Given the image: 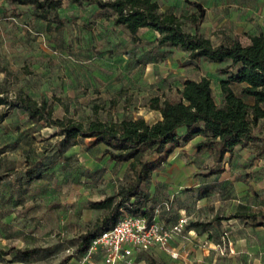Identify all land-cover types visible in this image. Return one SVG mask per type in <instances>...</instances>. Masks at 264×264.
Returning a JSON list of instances; mask_svg holds the SVG:
<instances>
[{
  "label": "rangeland",
  "instance_id": "rangeland-1",
  "mask_svg": "<svg viewBox=\"0 0 264 264\" xmlns=\"http://www.w3.org/2000/svg\"><path fill=\"white\" fill-rule=\"evenodd\" d=\"M156 1L183 26L205 19L211 34L224 40L235 35L246 44L250 35H264V0ZM192 1L201 4L202 16ZM57 10L62 26L48 30L32 6L0 0V92L11 101L0 106V247H13L0 255V264H77L80 235L108 212L92 203L116 195L131 175L126 162L103 154V144L33 123L15 99L45 101L53 118L87 124L123 116L153 122L159 114L149 107L151 97L178 98L184 56L158 43L157 30L141 27L132 36L94 0H62ZM216 84L212 94L220 103ZM197 138L176 146L145 184L147 216L156 214L170 226L182 212L188 224L166 247L136 251L135 264L149 258L156 264H264L261 218L231 217L264 212V152L254 143L235 146L214 164ZM188 228L204 237L181 243ZM94 264H104L100 255Z\"/></svg>",
  "mask_w": 264,
  "mask_h": 264
},
{
  "label": "trees",
  "instance_id": "trees-1",
  "mask_svg": "<svg viewBox=\"0 0 264 264\" xmlns=\"http://www.w3.org/2000/svg\"><path fill=\"white\" fill-rule=\"evenodd\" d=\"M62 0H11L12 3L32 6L38 16L45 20L46 28L59 29L62 18L58 8ZM81 2L83 0H72ZM100 8H107L114 14V23L122 24L132 36L140 27H149L159 32L158 43L177 46L188 52V57H205L210 61L227 60V77L220 82L223 98L214 100L210 80L185 79L177 100L160 99L153 96L149 107L159 112L153 122L143 117H126L106 121L92 119L87 124L74 119L53 118L45 101L29 96H20L17 102L33 123L54 125L66 138H93L104 146L103 154L117 162H126L131 172L126 185L120 187L116 195H107L93 202L96 208H106L108 212L88 230L80 235L76 247L83 253L92 237L111 226L120 213V208L130 205L134 212L148 215L145 211L149 194L144 185L151 173L181 142H187L198 133L203 139L196 146L208 150L213 155L214 164H219L225 153L233 152L235 146L256 144L259 153L264 152V35L252 34L249 42L243 44L238 36L213 44L208 37L197 31L184 30L180 16L169 10H160L156 0H94ZM198 8L199 16L203 7L199 2H191ZM195 19V17H192ZM224 69V70H225ZM240 83L239 94L233 92L229 84ZM247 99V100H246ZM10 100L0 92V106L10 104ZM14 104V103H13ZM5 111H0V120ZM258 131L255 132V128ZM184 128L180 135L178 130ZM117 199L115 200V197ZM150 216V215H149ZM264 225V212H238L231 215ZM13 248V247H12ZM0 247V255L9 254L13 249ZM32 252V251H31ZM148 264H156L153 258Z\"/></svg>",
  "mask_w": 264,
  "mask_h": 264
},
{
  "label": "built area",
  "instance_id": "built-area-1",
  "mask_svg": "<svg viewBox=\"0 0 264 264\" xmlns=\"http://www.w3.org/2000/svg\"><path fill=\"white\" fill-rule=\"evenodd\" d=\"M130 207L120 208L114 223L91 238L77 264H94L96 255H100L104 264H135L136 251L155 245L166 247L188 224L187 217L181 214L174 224L164 226L156 214L147 216ZM190 232L192 229L188 228L187 235Z\"/></svg>",
  "mask_w": 264,
  "mask_h": 264
},
{
  "label": "crops",
  "instance_id": "crops-1",
  "mask_svg": "<svg viewBox=\"0 0 264 264\" xmlns=\"http://www.w3.org/2000/svg\"><path fill=\"white\" fill-rule=\"evenodd\" d=\"M205 15H206V18H207L208 9H206ZM183 28H184V30L189 31L191 33L197 31L199 34H201V35H203L205 37H208L213 44H218L219 42L224 41V39H222L220 37L219 38L215 37L213 34H211L212 29H213L212 24L209 25V22H205V19L201 23L197 24V26L196 25L187 24V25H184ZM234 36L235 35H233V37ZM171 48H174L173 50H176L179 53H181L184 56V60H185L184 65L178 67V69H177V71L180 74V75H178V77H180V78L178 79V85H177V90H178V93H177L178 98L177 99H179V97H180V90L182 88L183 81L185 79L188 78V79L199 80L201 77H207L210 80L211 88H212V82L214 80L217 83L215 89H217V91H218V93L220 95V101H221L222 98H223V95H222V91H221V88H220V82H221V80H223V79H225L227 77V71L231 70V68L225 69L223 71L222 70H218V68L220 67L221 62L210 61V60H208L205 57H200V58H197V59H191V58L188 57V52L186 50H183L182 48L175 47V46H171ZM194 65H196V66H198L200 68V72L198 74H196L195 71L192 69V67ZM207 67L208 68H212L213 70L206 69ZM241 85L242 84L235 83V82L229 84V86L231 87L233 92L236 93V94H239ZM156 112L159 114L158 111H156ZM198 135L199 134L193 135L190 138V140H193L194 138H197L196 136H198ZM203 138H204V136L202 135L201 137H198L197 139H195V142H197V141H199V140H201ZM144 187H145V185H144ZM149 196H151V195L149 194ZM180 209H182V208H180ZM181 214H183V213L180 212L179 215H181ZM191 229H192V232H190L191 235H187V233H186V235H184L183 238L180 239L181 243H186L190 238L198 237V239L201 240V238L204 237V234H195L194 229L193 228H191ZM197 242H198V240H196L195 243H197ZM174 248L175 247H173V249Z\"/></svg>",
  "mask_w": 264,
  "mask_h": 264
}]
</instances>
